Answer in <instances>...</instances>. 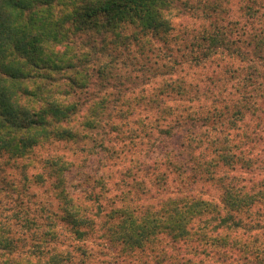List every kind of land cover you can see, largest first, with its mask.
Segmentation results:
<instances>
[{"label":"trees","instance_id":"trees-1","mask_svg":"<svg viewBox=\"0 0 264 264\" xmlns=\"http://www.w3.org/2000/svg\"><path fill=\"white\" fill-rule=\"evenodd\" d=\"M188 3L0 0V264H264V238L252 235L249 223L255 221L251 210L264 207V180L248 185L223 175L231 182L218 201L190 190L138 208L124 195L120 204L107 198L106 176L88 174L103 184L100 194L94 186L86 197L76 196L70 177L84 166L65 156H38L48 144L78 141L99 129L110 104L140 76L137 55L148 49L155 54L163 48L157 43L170 54L175 45L185 46L193 67L234 52L214 14H208L209 28L184 22L195 12ZM163 104L160 98L157 107ZM162 113L173 117L169 106ZM197 122L193 116L178 121L189 142L181 144L180 137L163 161L172 168L168 179L174 174L181 183L207 181L222 162L230 165L222 149H214L217 159L206 160L201 148L196 155L200 146L191 129ZM168 134L176 138L174 129ZM14 165L20 169L16 176L9 170ZM29 169L35 171L31 176ZM33 185L51 191L57 211L38 200ZM100 199L105 204L97 205ZM163 237L168 247L158 250ZM154 244L156 255L144 259ZM100 247L116 254L105 261Z\"/></svg>","mask_w":264,"mask_h":264},{"label":"rangeland","instance_id":"rangeland-1","mask_svg":"<svg viewBox=\"0 0 264 264\" xmlns=\"http://www.w3.org/2000/svg\"><path fill=\"white\" fill-rule=\"evenodd\" d=\"M188 1L195 12L184 22L191 27L209 28L208 14H214L212 20L218 19V27L228 34L234 52L217 54L200 67L188 62L191 53L184 45L181 50L175 45L170 54L168 48L157 43L163 48L155 54L149 49L144 55L138 54L140 76L134 77L124 95L110 104L99 129L88 130L86 137L80 133L78 141L48 144L38 151V156H65L84 166L70 177V188L76 196L86 197L94 186V194H100L103 184L88 179V174L97 179L106 176L103 181L107 198L120 204L123 202H119V195H124L126 203L138 208L156 204L168 198V193L190 190L204 199L218 201L225 182H231L220 179L223 175L247 184L249 180H264V0ZM143 64L151 70H144ZM165 64L168 66L162 67ZM160 98L165 99V104L157 107ZM168 106L173 117L162 115ZM187 116L198 118L196 127L191 129L196 130L195 145L200 146L196 155L201 148L206 160L217 159L214 149L218 148L229 160L230 165L222 162L211 180L181 183L174 174L168 179L172 168L162 164L180 137H185L181 144L189 142V132L178 124ZM168 128L174 129L176 138L168 134ZM9 170L11 175L20 174L15 165ZM34 172L29 169V176ZM162 175L166 176V184L158 182ZM33 186L31 190L38 192V200L48 202L57 211L58 203L51 191ZM98 204H105V199L98 200ZM251 214L254 222L263 220L262 227L249 222L252 235L264 238V207L253 208ZM157 246L149 245L144 259L153 258ZM164 246L168 247L166 237L158 250ZM99 249L104 252L105 261L116 254L113 249Z\"/></svg>","mask_w":264,"mask_h":264}]
</instances>
